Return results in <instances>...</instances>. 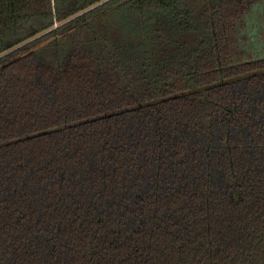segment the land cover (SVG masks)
<instances>
[{
	"label": "trees",
	"instance_id": "16d2710c",
	"mask_svg": "<svg viewBox=\"0 0 264 264\" xmlns=\"http://www.w3.org/2000/svg\"><path fill=\"white\" fill-rule=\"evenodd\" d=\"M0 264H264V0H0Z\"/></svg>",
	"mask_w": 264,
	"mask_h": 264
}]
</instances>
